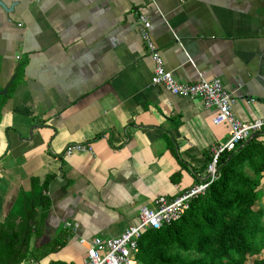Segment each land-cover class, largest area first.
Listing matches in <instances>:
<instances>
[{"label": "crops", "instance_id": "0c3cea01", "mask_svg": "<svg viewBox=\"0 0 264 264\" xmlns=\"http://www.w3.org/2000/svg\"><path fill=\"white\" fill-rule=\"evenodd\" d=\"M3 1L0 85L26 65L0 123V222L32 177L54 175L21 264H83V238L118 236L159 196L205 183L230 137L216 109L153 84L141 14L178 82L218 78L238 119L264 117V0ZM76 142L92 151L64 155Z\"/></svg>", "mask_w": 264, "mask_h": 264}, {"label": "trees", "instance_id": "16d2710c", "mask_svg": "<svg viewBox=\"0 0 264 264\" xmlns=\"http://www.w3.org/2000/svg\"><path fill=\"white\" fill-rule=\"evenodd\" d=\"M25 65L26 60L19 61L7 94L0 95V123L4 106L23 80ZM4 87L0 85V90ZM262 138L258 133L249 142L221 153L217 177L191 200L182 217L142 235L138 264H248L249 260L264 264ZM53 178V174L34 176L30 189L19 191L0 222V264H21L31 256L32 236L41 233L52 207L48 191Z\"/></svg>", "mask_w": 264, "mask_h": 264}, {"label": "built area", "instance_id": "2783aa9c", "mask_svg": "<svg viewBox=\"0 0 264 264\" xmlns=\"http://www.w3.org/2000/svg\"><path fill=\"white\" fill-rule=\"evenodd\" d=\"M139 25L142 38L155 64L153 84L163 85L175 95L198 98L205 107L216 109L217 113L213 122L217 125L227 123L230 126V137L224 144L213 150L209 166L210 176L205 183L194 185L176 197L159 196L153 208H144L141 211L139 223L130 225L118 236L83 238L81 242L87 246L83 264H138V242L142 235L149 229L157 230L179 220L190 207L191 200L203 194L217 177V165L221 153L225 150H233L247 142L253 135L264 132V117L252 122H243L236 117L234 113L236 98L218 78L208 80L202 77L197 82H178L173 71L166 68L160 50L150 37L151 23L146 15H140ZM86 151H92L89 142H76L67 146L64 155Z\"/></svg>", "mask_w": 264, "mask_h": 264}, {"label": "water", "instance_id": "95a60500", "mask_svg": "<svg viewBox=\"0 0 264 264\" xmlns=\"http://www.w3.org/2000/svg\"><path fill=\"white\" fill-rule=\"evenodd\" d=\"M0 7L4 8V9L7 10V11H8V10L11 11V10L14 9V7H12V8L7 7L6 3H5L3 0H0ZM9 87H10V83H8V84L4 87L3 90H0V95H6L7 92H8ZM255 135H257V134H255ZM253 136H254V135H253ZM253 136H252V137H253ZM250 139H251V138H249L247 142H249Z\"/></svg>", "mask_w": 264, "mask_h": 264}, {"label": "rangeland", "instance_id": "374dc122", "mask_svg": "<svg viewBox=\"0 0 264 264\" xmlns=\"http://www.w3.org/2000/svg\"><path fill=\"white\" fill-rule=\"evenodd\" d=\"M261 191H263V197H264V177L262 178V184H261V187H260ZM264 203V202H262ZM248 264H251V260L248 261Z\"/></svg>", "mask_w": 264, "mask_h": 264}]
</instances>
